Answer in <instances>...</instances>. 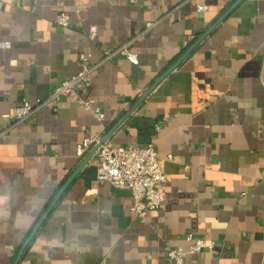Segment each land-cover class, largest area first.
<instances>
[{
    "label": "crops",
    "instance_id": "0c3cea01",
    "mask_svg": "<svg viewBox=\"0 0 264 264\" xmlns=\"http://www.w3.org/2000/svg\"><path fill=\"white\" fill-rule=\"evenodd\" d=\"M125 43L138 64L105 59ZM82 53L105 119L63 96L0 137V264H174L190 233L216 248L185 264H264V0H0V125ZM124 117L110 141L153 143L168 174L146 219L95 180L97 154L77 172L78 145Z\"/></svg>",
    "mask_w": 264,
    "mask_h": 264
},
{
    "label": "built area",
    "instance_id": "2783aa9c",
    "mask_svg": "<svg viewBox=\"0 0 264 264\" xmlns=\"http://www.w3.org/2000/svg\"><path fill=\"white\" fill-rule=\"evenodd\" d=\"M204 7H201L202 10ZM71 17L67 13H60L57 24L67 27ZM152 23L147 25L151 28ZM130 43L121 45L117 50L107 53L105 59L111 58L116 53L125 55L132 63L138 64L137 53L129 49ZM82 62L81 70L61 83H59L47 99L37 101L25 100L20 105L3 113L5 125H0V137L7 133L12 127L32 117L40 108L56 103L61 97L69 96L85 110L96 115L101 121L106 114L96 104L91 94L93 79L101 63H91L89 55H80ZM100 136H86L77 147L80 157L85 156L90 150L99 144ZM100 159L97 166L96 178L98 183H110L118 188H128L133 193V213L141 219H146L148 214L160 208L166 201L165 185L168 174L165 170L164 159H162L153 143L139 146L116 145L112 141L101 144L96 152ZM169 155L167 159H171ZM189 245H170L167 249V257L174 264H185L188 254H196L204 251L212 252L216 248L215 243L207 242L204 238L190 233L187 237Z\"/></svg>",
    "mask_w": 264,
    "mask_h": 264
},
{
    "label": "water",
    "instance_id": "95a60500",
    "mask_svg": "<svg viewBox=\"0 0 264 264\" xmlns=\"http://www.w3.org/2000/svg\"><path fill=\"white\" fill-rule=\"evenodd\" d=\"M233 8V7H232ZM225 17V16H224ZM222 17L221 19H219L218 23L221 22L223 20ZM163 78V77H162ZM158 83V82H157ZM157 83H155V85L150 89L148 90L143 99L146 98L150 92L155 88V86L157 85ZM133 111V110H132ZM132 111H130L128 114H130ZM126 117H124L121 121H119L116 125H114L106 134H104L101 139H100V142L99 144H97L95 147H93V149L89 152V154L86 156V158L84 159V161L81 163L80 167L78 168L77 172L80 171L84 166L87 165V163L93 158V156L96 154L99 146L105 142H107L108 140H110V138L112 137V135L114 134V132L116 131V129L118 128V126L123 122V120L125 119ZM17 264V263H16Z\"/></svg>",
    "mask_w": 264,
    "mask_h": 264
}]
</instances>
